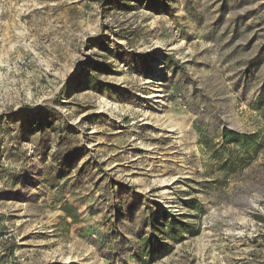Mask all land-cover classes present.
Returning <instances> with one entry per match:
<instances>
[{"label":"rangeland","instance_id":"1","mask_svg":"<svg viewBox=\"0 0 264 264\" xmlns=\"http://www.w3.org/2000/svg\"><path fill=\"white\" fill-rule=\"evenodd\" d=\"M139 257L264 264V0H0V264Z\"/></svg>","mask_w":264,"mask_h":264},{"label":"trees","instance_id":"2","mask_svg":"<svg viewBox=\"0 0 264 264\" xmlns=\"http://www.w3.org/2000/svg\"><path fill=\"white\" fill-rule=\"evenodd\" d=\"M139 1H142V0H139ZM149 1L154 3L155 0H149ZM68 210L69 209H67V211H66L67 214H69V216L70 215L73 216L70 213V211H68ZM72 218H73L74 222H77L75 215ZM156 224H157L156 228L161 230V231H163V232H164V230H166L165 232L168 234L167 236L170 237L171 239H174V237H173V235H174V227H178L181 230L183 229L182 228L183 225L180 222H177V221L174 222V223H165V225H163L160 222H157ZM151 226H152V228L154 230H156L155 226L152 223H151ZM156 240L157 239H155V238L150 236L149 238L141 241L140 246H139L140 255L143 256V257L146 256V257L151 258L152 257V253L154 251L152 245H153V242L156 241ZM139 258H140L139 261L142 262L141 257H139ZM143 263L144 262H142V264Z\"/></svg>","mask_w":264,"mask_h":264},{"label":"bare ground","instance_id":"3","mask_svg":"<svg viewBox=\"0 0 264 264\" xmlns=\"http://www.w3.org/2000/svg\"><path fill=\"white\" fill-rule=\"evenodd\" d=\"M157 125H158L159 128H165V126L162 123H158ZM168 132L175 133L172 128L169 129Z\"/></svg>","mask_w":264,"mask_h":264}]
</instances>
